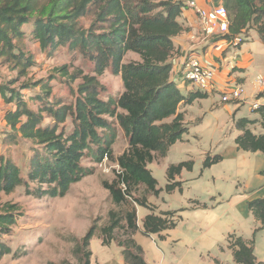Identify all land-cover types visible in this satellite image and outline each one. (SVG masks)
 <instances>
[{"label":"trees","instance_id":"trees-1","mask_svg":"<svg viewBox=\"0 0 264 264\" xmlns=\"http://www.w3.org/2000/svg\"><path fill=\"white\" fill-rule=\"evenodd\" d=\"M223 5L229 17V33L223 37L231 45L241 36L240 46L247 29L264 19V0H223ZM93 7L92 24L88 28L80 26L79 19ZM184 7L183 0H51L47 8L33 16V0H0V70L7 64L18 69L21 77L35 65L33 57L18 44L25 36L23 26L30 22L42 50L53 51L68 45L95 63L94 75L77 76L82 81L74 93L75 100L70 103L51 100L50 83L43 79L24 82L19 88L9 86L18 78L0 84L1 97L6 103L14 104L3 117L7 124L4 143L16 144L22 139L33 143L27 178L11 158L0 157V235L10 234L17 221L16 207L9 203L1 205L3 194H10L21 185L29 190L32 183H37V195H66L72 184L93 173V168L83 165L87 155L96 163L105 156L113 159V146L122 130L128 148L117 158L121 172L117 180L105 183V187L113 202L124 209L121 208V214L115 210L109 212L110 224L101 228L102 245H109L115 231L123 228L130 235L119 242L125 263L149 264L143 247L133 237L139 230L138 207L149 210L143 218L142 233L156 234L160 239H165L167 232L178 226L187 208L157 212L146 196L130 199L140 186L155 196L163 191L148 165L156 157H166L170 147L189 131L181 106L208 95L201 90L183 94L172 74L173 38L183 30L178 17ZM259 32L264 43L263 30ZM130 52L137 54L139 60L125 61ZM107 69L121 77L123 91L117 97L103 99L98 76ZM59 71L67 74L65 68ZM37 88L40 92L32 99L38 102V107L33 109L23 91ZM256 111L259 119L244 117L236 122L242 131L235 139L238 150L264 153V133L256 134L249 128L259 122L264 129V105ZM222 160L220 154L207 153L203 169ZM193 168L192 159L169 165L165 191H182L184 183L177 177L183 170ZM191 204L192 208L208 207L197 200ZM248 207L258 222L253 238L236 236L231 243L235 234H228L226 241L236 264H264L254 251L255 237L264 228V198L249 201ZM96 229L93 224L77 247L84 255V264L91 262L93 252L89 247L97 235ZM11 251L0 240V257Z\"/></svg>","mask_w":264,"mask_h":264},{"label":"rangeland","instance_id":"rangeland-1","mask_svg":"<svg viewBox=\"0 0 264 264\" xmlns=\"http://www.w3.org/2000/svg\"><path fill=\"white\" fill-rule=\"evenodd\" d=\"M50 1L33 0L35 9L31 14L39 15ZM94 10L95 7L79 19L80 26L88 28L92 24L95 19ZM33 30V22L24 25L25 36L18 44L33 57L35 65L28 70L26 76L21 77L18 69L2 65L0 84H7L18 78L16 83L9 86L19 88L24 82L43 79L50 83L51 100L60 99L67 103L74 101L77 85L82 81L77 76L94 75L95 63L82 51L71 50L68 45H61L53 51L42 50ZM260 30L264 34V19L257 25L252 24L244 37H249L248 43L255 53L264 55V44L256 40L257 36L262 37ZM137 59L138 55L131 52L125 57V61ZM60 68H65L67 74L59 71ZM263 69L264 61L251 74V82L264 76ZM98 79L103 86L100 93L103 99L117 97L123 91L121 77L114 75L110 69L105 70ZM225 90L220 88V91ZM39 92V88L23 91L29 107H38V102L32 98ZM11 108H14V104L6 103L0 94V157L11 158L21 168L22 176L27 178L33 143L24 139L16 144L4 143L6 127L3 117ZM193 110L202 118V122L195 124L194 119L189 131L170 147L167 156L156 157L148 165L158 181V187L163 188V191L155 196L148 193L144 186H140L130 200L146 196L157 207V212L159 209L179 210L192 205L191 201L194 200L207 203L208 207L182 212L183 220L176 228L167 232L165 239H160L156 234L146 236L142 233L143 218L149 210L138 207L139 230L133 237L143 247L149 264H236L232 253L224 248H228L229 244L227 241L225 243V236L229 231L227 223L232 219L231 206L239 193L250 194L260 185L259 179L255 178L257 172L254 174V154L241 152L236 148L233 137L237 130L233 125L232 115L225 108ZM238 115L248 117L255 115V111L243 106ZM68 125L71 127V119L68 120ZM254 129L257 133L262 131L260 125ZM127 148V139L121 133L114 148L113 159H108L103 166L100 167L87 155L83 159V165L93 168V173L72 184L68 193L62 197L37 195V183H32L29 190L21 185L14 192L3 194L1 205H14L17 221L10 234L0 235L1 242L12 250L0 257V264H84V255L77 247L93 224L97 226V235L89 247L93 252L90 264H126L122 254L123 247L119 246V242L127 240L130 235L125 229L118 228L111 243L102 245L101 228L110 224L111 210L121 214L122 206L113 202L105 183L111 184L118 179L117 158ZM207 151L212 155L220 154L223 160L203 169V153ZM189 158L194 160L193 170L184 171L177 177L184 183L183 190L167 193L165 186L168 182V166ZM244 187H248L246 193L244 189L240 190ZM235 238L236 235L231 236L230 242ZM255 254L258 260L264 261V232L256 236Z\"/></svg>","mask_w":264,"mask_h":264},{"label":"crops","instance_id":"crops-1","mask_svg":"<svg viewBox=\"0 0 264 264\" xmlns=\"http://www.w3.org/2000/svg\"><path fill=\"white\" fill-rule=\"evenodd\" d=\"M183 1L186 2L187 0H183ZM195 1L198 3L200 7L205 9H213L223 4V0H195ZM178 20L183 25V30L181 33H179L177 36L173 38L174 52L170 61L173 65V69H172L173 77L181 92L183 94H187L191 90H194L184 79H182V77H180V73H178V71L182 69L184 62L187 60V58H189V56L192 55L193 57L198 58L205 66L213 69L216 72V75L214 77L215 89L209 91L206 98H199L193 101L191 104L181 106V111L185 112V121L188 124V126L190 127V124L194 121V119H196L195 124H199L202 122V118H200L199 115L195 114L193 108L198 111H206L207 109L216 110L218 108H225L228 111V113L232 115V121L235 127H236V122L240 118L247 117V116L239 117L238 115V112L241 111V108H243V106H248L249 110L255 111V115L248 116L247 118L259 119L260 114L256 110H253L251 108L250 103L255 98H258L259 102L262 105H264V90L259 88L256 81L257 79H255L254 82H251L250 76L257 69V67H259V64L262 61H264V55L262 53H255L253 47L250 45V43H248L249 37H245L244 43L236 48H233V46L230 45L229 42L222 35L205 37L201 28L200 21L198 20L195 12L189 7L183 8L182 13L178 17ZM256 40L264 44L258 36ZM263 73H264V69H263ZM237 82L242 83L246 88L244 100L234 101L230 103L222 102L221 95L219 94L220 88L229 89ZM261 94L263 95L261 96ZM3 123L5 124L6 127L7 124L4 119H3ZM259 125L260 123L257 122L251 124L249 128L254 133L259 134L254 129V127ZM261 129L262 131L260 133H264V129L262 127ZM236 130L237 133L233 137L234 142L236 137L242 133V131L237 127ZM121 133H123L124 135V132L120 130L117 141L119 140ZM117 141L113 146L114 148L115 145L117 144ZM207 153H211V152L207 151L203 153L204 154L203 161ZM247 153H253L255 156L254 174H256L257 172L255 178L259 179L260 185L254 192L250 194L239 193L238 198L235 199L233 205L231 206L232 219L231 220L229 219L227 224L229 226L228 234H235L237 237L241 236L248 240L253 238L254 230L258 225V222L256 221L255 217L253 216V214L251 213L248 207V202L256 198H264V153L261 152H247ZM184 171H188V170H183L181 174H183ZM250 188H252V186L249 187V189ZM242 189H244V193H246L248 187L241 188L240 190ZM185 208H187L186 210L197 209V208H192L191 205ZM161 210L163 209H159V211ZM232 222L233 225H230ZM263 232H264V228L261 231H259L256 236H259ZM227 235L225 236V243H226ZM224 248L228 249L232 253V250L227 248V246H225ZM254 251H255V244H254Z\"/></svg>","mask_w":264,"mask_h":264},{"label":"built area","instance_id":"built-area-1","mask_svg":"<svg viewBox=\"0 0 264 264\" xmlns=\"http://www.w3.org/2000/svg\"><path fill=\"white\" fill-rule=\"evenodd\" d=\"M185 7L191 8L198 20L200 21L201 28L205 37H211L214 35H222L229 33V17L226 7L222 4L213 9H205L198 5L195 0H187L185 2ZM242 41V37H236L231 43L233 48L237 47ZM180 77L184 79L194 90H201L204 92H209L215 89L214 77L216 72L205 66L198 58L192 55L187 58L184 62L181 70L178 71ZM257 84L260 89L264 90V76L257 78ZM222 102L230 103L234 101L244 100V95L246 88L242 83L237 82L235 85L231 86L225 91H220ZM250 106L253 110L259 109L262 104L259 102L258 98H255ZM108 157L105 156L102 161L98 164L103 166L108 162ZM119 167L120 166L117 164Z\"/></svg>","mask_w":264,"mask_h":264}]
</instances>
